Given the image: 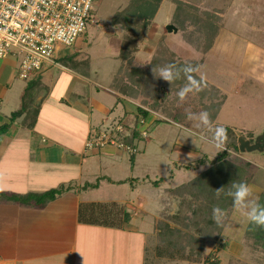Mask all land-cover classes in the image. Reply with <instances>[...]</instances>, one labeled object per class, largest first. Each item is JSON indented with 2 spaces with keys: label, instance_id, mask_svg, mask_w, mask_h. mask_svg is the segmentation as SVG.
I'll return each instance as SVG.
<instances>
[{
  "label": "rangeland",
  "instance_id": "obj_1",
  "mask_svg": "<svg viewBox=\"0 0 264 264\" xmlns=\"http://www.w3.org/2000/svg\"><path fill=\"white\" fill-rule=\"evenodd\" d=\"M186 1L191 7L196 8L197 15H203V12L207 11L219 17L216 21L220 25L216 31L213 29L215 32L213 33L216 35L211 33L214 35L212 36L208 29L201 28L198 29L200 37H195L196 29L188 22L187 26L195 36L193 43H187L186 39L189 35L186 32L187 27L174 23L172 19L174 4L171 0H163L135 53L136 63L143 68L148 66L153 54L159 57L162 55L171 56L177 61L191 59L199 62L197 73L200 78L210 84L209 86L200 83L199 91L187 93L183 100L179 99L177 93L187 83L174 80L169 82L168 90L166 87L162 89L166 96L163 110H171L173 114H177L179 118L177 120H173L172 117L166 119L163 112L160 111L152 113L155 118L154 122L148 120L147 123L144 121L139 124L134 117L136 106L147 107L148 105L141 102L142 98L135 101L136 105H125L133 111L129 110V116L116 117L123 111L124 100L114 102L116 93L110 89V81L117 74L121 64L119 52L124 41V30L121 25L112 24L111 19L114 12L122 8L127 0H94L93 22L86 23L84 31L77 36L73 44L56 43L58 51L56 50L50 58L51 62L58 61L59 55H63L60 52L65 51L66 54H80L78 58L89 61L90 77L86 79L87 83L84 84L83 90H88L89 93L87 87L89 84L92 90L90 96L99 90L100 93L108 96L110 102L108 104L110 110L108 121L104 124L95 121L94 128L106 129V124H114L122 118L119 123L127 125L130 132L132 128L136 127L140 131V138L133 142L137 150L133 169L129 168L130 155L123 150L114 149L116 154L122 157H104L100 170H95L96 176L86 177L84 184L96 183L100 176L106 175L114 180L134 178L131 182L128 181L120 185H107L101 181L102 187L89 192L88 198L101 200V204H105L104 201H109L106 202L107 205L105 204L106 208L115 213H108L105 217L118 223L115 229L120 230L119 237H125L129 232H135L137 239L145 238L144 255L145 252L150 253L147 254L150 255L148 264H154V260L152 261L154 250L151 246L153 243L149 242V246L146 237L149 234H155L156 220L163 219L158 214L163 204L160 203L158 194H156L162 191V188L154 189L152 180L158 181L163 178L162 187H175L194 178L207 168L210 165V160L214 159L226 144V142L222 143L221 149L215 146V140L209 137V131H212V128L226 125L235 131L237 138L251 130L254 138L264 132V0ZM168 24L177 27V31L169 32L166 28ZM18 62L19 57H13L11 64L14 65L10 80L6 87L0 85L2 110L8 115L16 108L20 91L34 78V76L26 79L19 78ZM49 62H44L41 65L38 70V78L41 82L43 81L42 84L46 83L49 86V93L53 98L60 95L64 101L68 99V102H71L74 93L73 86L66 84L61 74L55 77L52 82L43 79L45 78V68H48ZM157 73L154 76H157L156 80H159L160 76ZM155 84L159 86L156 81ZM210 86L217 88V91ZM107 89L111 91V94ZM83 90L81 89L78 93H82L81 98L87 99V94ZM44 93L41 90L37 96L43 98L46 95ZM222 97L224 103L221 107H217L218 101ZM86 102L84 101V104ZM214 105L217 107L214 111H219L208 126L202 125L195 117L189 119L187 116L188 112L198 114L205 110L210 116ZM162 118L165 122L158 121ZM140 119L144 120L141 117ZM202 136H206L207 139H201ZM88 152L91 153L90 150ZM228 154L232 161L238 162L239 160L250 163L248 173L251 180L248 185L253 190V196L249 197V200L255 199L258 203L261 194L264 193V149L242 152L239 148L237 151H232L229 148ZM201 159L204 160V163L198 164L196 168L185 169L183 167L187 164H195L197 160ZM126 201L133 207L135 206L132 211L128 209L129 207L127 208ZM143 207L147 211L145 214L141 212ZM122 211L131 214L127 222L124 221ZM171 213L173 211H170ZM98 215L96 214V217ZM226 215L225 225L216 240H205L198 263L181 258L172 261L162 258L157 264H206L203 260L207 257H210L209 259L218 258L219 264H264L263 238L253 235V233L251 235L246 233L249 221L235 207ZM170 225L173 226L172 223ZM194 234L198 235L195 232ZM192 246L195 250L196 245ZM134 252L131 250L130 255L122 254L124 256L120 260L121 264H133L134 259L137 260L136 252ZM131 254L135 255V258ZM124 257L125 263L123 262Z\"/></svg>",
  "mask_w": 264,
  "mask_h": 264
},
{
  "label": "crops",
  "instance_id": "obj_2",
  "mask_svg": "<svg viewBox=\"0 0 264 264\" xmlns=\"http://www.w3.org/2000/svg\"><path fill=\"white\" fill-rule=\"evenodd\" d=\"M60 53L67 55L65 51ZM12 61L11 56L0 59V85L5 87L13 72ZM47 67L45 81L52 82L61 74L65 83L73 86L71 102L64 101L60 95L53 98L49 86L43 83L46 95L36 97L41 104L31 127L22 124V116L10 118L20 106L23 90L9 115L2 110L0 102V128L7 126L0 132V192L22 195L60 185L70 188L43 207L0 200V264H121L122 254L130 255L131 250L137 256L133 264H143L145 238L137 239L135 232L119 237L120 230L115 226L85 223L79 219L83 204L102 203L88 198L93 189H80L85 178L96 176L95 170H100L104 157H122L110 147L94 149L91 153L84 151V141L97 129L93 125L95 121L103 124L108 121L109 98L99 90L90 96L89 84V93L83 90L90 76L63 66L59 61L49 62ZM81 89L87 99L81 98L82 93H78ZM107 91L111 94L109 89ZM126 104L133 106L136 102L124 100L123 111L116 117L129 116L132 110ZM100 185L101 188L103 184ZM106 202L109 201L103 203ZM126 206L130 211L135 208L128 201ZM141 212L147 213L144 207Z\"/></svg>",
  "mask_w": 264,
  "mask_h": 264
},
{
  "label": "trees",
  "instance_id": "obj_3",
  "mask_svg": "<svg viewBox=\"0 0 264 264\" xmlns=\"http://www.w3.org/2000/svg\"><path fill=\"white\" fill-rule=\"evenodd\" d=\"M162 2L163 0H127L122 8L117 9L114 12L111 19L112 24H119L123 27L124 41L121 44L119 52L121 64L117 70V74H115L110 81V89L116 93L117 102L126 99L137 101L142 98L141 102L143 104H148L147 107L144 105L136 106L134 117L139 124H141L140 117L143 118L146 123L148 120L154 122L155 118L152 116V113L160 111L163 112L166 119L167 117H172L173 120L179 119L177 114H173L171 110H163V102L165 101L166 96L162 89L166 87V90H168L169 82L165 81L162 77H160L159 80H156L157 76L154 75L160 68L167 65H175L181 70V77L175 81H183L188 84V76H192L197 80L198 85L200 83L207 84L208 86L210 85L198 75L199 62L196 60L188 59L185 61H177L171 56L166 57V55H162L159 57L156 54H153L146 68L140 67L136 63L135 53L138 44L145 37L147 28L152 22ZM171 2L174 4V12L172 14L174 23L176 22L180 24V26L184 25V27H187L186 32L189 34L186 39L187 43H193V38L195 36L192 34L193 32L190 30V27L187 26L188 22L196 29L195 37H200L199 30L201 28L208 29L212 36L216 35L214 34L215 32L213 29L216 31L220 23L216 21L219 17H216L214 13L204 11L203 15H197L196 8L191 7L186 0H171ZM78 55L80 56V54L77 53L63 55L58 61L63 66L76 70L85 76H89V61L87 59L81 60L78 58ZM186 65H191L194 71L192 73L184 74L183 67ZM38 75V73L35 74L33 80L23 88L20 98V106L18 109L14 110L10 116L12 120L22 116V124L24 126L31 127L38 116L41 102L36 101V97L44 88ZM155 81L158 82L159 86L155 84ZM210 87L217 91V88L213 86ZM223 97L218 101L217 107L223 105ZM217 107L214 105L212 108V115L209 116L210 121L215 119L219 111H214ZM120 121H122V118L121 120L119 119L117 123ZM158 121L165 122L163 118ZM125 126L126 128H129L127 125ZM6 127L7 126H2L0 132L4 131ZM223 127L226 129V137L223 140V144L226 142L224 149L221 152H218L217 156L210 160V165L197 176L170 188H164L161 186L163 178L158 181L152 180L154 189L162 188V191H159L156 194H158L157 196L160 199V203L163 204L158 212L163 219L156 220L155 234H149L146 237L148 244L149 242L153 243L151 246L154 250V254L152 255V261L154 260V264H157L162 258L163 260L168 261L181 258L198 263L203 252L205 240H216L218 234L222 232L225 225L226 217L220 225H217L214 222L212 219L213 207L219 206L225 210L226 214L230 213L234 208L233 198L227 194L230 185L233 182L244 181L247 184L250 182L251 178L248 173L250 163L239 161L238 159V162H235L228 157L229 148L232 149V151L238 150V143L236 141L237 135L235 131L228 126L224 125ZM212 129V131H209V137L212 140H215L217 128ZM131 133L132 142L136 141L137 138H140V131L137 127L132 128ZM242 137H245L252 142L254 140L253 131H247ZM134 158L135 153L129 156L130 168L134 165ZM203 163L204 160L201 159L197 160L195 164H187L183 167L185 169L192 167L196 168L198 164ZM132 179L134 178L113 181L106 176H100L96 183H85L80 189H96L101 184V181L120 185L121 183H126L128 181L131 182ZM69 188V186L65 187L60 185L43 192H31L22 195L0 192V200L6 199L26 205H32L34 207H43L49 201L56 198L57 195ZM220 189H223V191H220L219 195H217V192ZM105 204H83L79 210L80 221L91 224L116 226L118 223L105 217L108 213H115L106 208L107 204ZM258 204L260 210H264V193L261 194ZM170 211H173V213L170 214ZM96 214L99 215L96 217ZM122 214L124 215V221L127 222L131 214L126 211H122ZM170 223H172L173 226H171ZM194 232L198 235L194 234ZM246 233L249 235H251V233H253V235H259L264 240V226L249 222L246 228ZM192 245H196L195 250ZM147 254L150 253L145 252L144 264L145 262L148 264L150 261V255L148 256ZM209 258L207 257L203 262L206 264H219L218 258Z\"/></svg>",
  "mask_w": 264,
  "mask_h": 264
},
{
  "label": "built area",
  "instance_id": "obj_4",
  "mask_svg": "<svg viewBox=\"0 0 264 264\" xmlns=\"http://www.w3.org/2000/svg\"><path fill=\"white\" fill-rule=\"evenodd\" d=\"M94 0H0V59L19 57L18 76L33 77L58 51L56 43L73 44L93 22ZM144 123V120H140ZM93 130L84 151L110 147L135 153L132 133L122 123Z\"/></svg>",
  "mask_w": 264,
  "mask_h": 264
},
{
  "label": "clouds",
  "instance_id": "obj_5",
  "mask_svg": "<svg viewBox=\"0 0 264 264\" xmlns=\"http://www.w3.org/2000/svg\"><path fill=\"white\" fill-rule=\"evenodd\" d=\"M194 71L191 65L183 67V73L188 74ZM158 76L162 77L165 81L173 82L181 77V70L175 65H167L159 69ZM189 83L181 88L177 96L180 100H183L187 93L199 91L198 82L192 76H188ZM189 119L195 117L202 125L208 126L210 123V117L208 111H201L198 114L191 112L187 113ZM226 137V129L223 126H217L215 146L218 149L222 148V143ZM201 139H207L206 136H202ZM223 189L218 190L219 192ZM228 195L232 196L233 204L236 210L244 216L249 222L256 225L264 226V210H260L259 204L256 200H249V197L253 196L252 188L244 181L233 182L227 192ZM226 217V212L219 206H215L212 209V219L217 225L223 223Z\"/></svg>",
  "mask_w": 264,
  "mask_h": 264
},
{
  "label": "water",
  "instance_id": "obj_6",
  "mask_svg": "<svg viewBox=\"0 0 264 264\" xmlns=\"http://www.w3.org/2000/svg\"><path fill=\"white\" fill-rule=\"evenodd\" d=\"M167 30L176 32L177 27L172 24L166 26ZM238 148L240 151H262L264 149V132L256 136L251 142L249 139L238 137Z\"/></svg>",
  "mask_w": 264,
  "mask_h": 264
}]
</instances>
